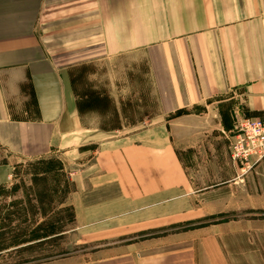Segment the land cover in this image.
Listing matches in <instances>:
<instances>
[{"label":"crops","instance_id":"crops-1","mask_svg":"<svg viewBox=\"0 0 264 264\" xmlns=\"http://www.w3.org/2000/svg\"><path fill=\"white\" fill-rule=\"evenodd\" d=\"M120 58L152 65L148 118L76 92ZM238 106L264 119V0H0V188L74 154L63 204L107 242L85 264H264V180L228 153Z\"/></svg>","mask_w":264,"mask_h":264},{"label":"rangeland","instance_id":"rangeland-1","mask_svg":"<svg viewBox=\"0 0 264 264\" xmlns=\"http://www.w3.org/2000/svg\"><path fill=\"white\" fill-rule=\"evenodd\" d=\"M152 70L149 62L133 59L90 64L77 72L76 92L84 104L90 100L101 103L111 94L113 99H109L120 104L125 99L127 108L119 110V116L115 112V122L119 117L131 122L143 115L148 118L155 109L154 95L150 93L154 87ZM138 87L147 88L145 99L141 94V108ZM239 95L240 103L243 97ZM111 110H108L110 118L113 115ZM186 112L184 109L168 114V122ZM233 115L232 134L235 133L237 119L248 118L241 106L233 110ZM68 144L74 147L75 141ZM228 153L232 158L231 151ZM255 158L247 167L238 164L240 169L247 170L242 176L243 181H247V176L254 171L253 179L264 180V158L261 161ZM67 159L73 165L75 155L71 154ZM67 159L56 153L25 161L14 172L12 185L0 188V264H85L93 253L107 245V242L92 243L89 236L75 231L72 209L63 204L72 189V176L64 170L65 164L67 167L71 165ZM259 167L262 168L258 170Z\"/></svg>","mask_w":264,"mask_h":264},{"label":"built area","instance_id":"built-area-1","mask_svg":"<svg viewBox=\"0 0 264 264\" xmlns=\"http://www.w3.org/2000/svg\"><path fill=\"white\" fill-rule=\"evenodd\" d=\"M235 139L231 144V157L235 163L246 167L252 158H264V121L253 118H238L235 126ZM256 160V161H257Z\"/></svg>","mask_w":264,"mask_h":264}]
</instances>
